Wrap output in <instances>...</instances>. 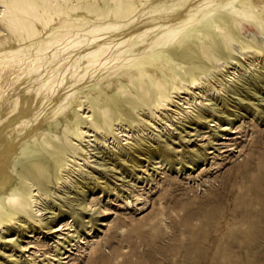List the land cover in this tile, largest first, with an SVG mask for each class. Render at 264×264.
<instances>
[{"label":"bare ground","instance_id":"obj_1","mask_svg":"<svg viewBox=\"0 0 264 264\" xmlns=\"http://www.w3.org/2000/svg\"><path fill=\"white\" fill-rule=\"evenodd\" d=\"M262 80L264 0H0V249H32L23 259L0 254V264H32L28 255L40 254L17 240L22 233L59 240L76 228L67 248L57 247L68 262L71 245L85 242L76 227L83 198L111 191L94 169L104 172L107 160L135 167L140 151L200 168L214 149L168 152L148 134L187 123L205 128L200 139L215 124L216 139L237 137L218 104ZM124 198L138 205L142 197ZM52 255L46 263L60 264Z\"/></svg>","mask_w":264,"mask_h":264},{"label":"rangeland","instance_id":"obj_2","mask_svg":"<svg viewBox=\"0 0 264 264\" xmlns=\"http://www.w3.org/2000/svg\"><path fill=\"white\" fill-rule=\"evenodd\" d=\"M256 84L257 89L254 92L257 93L249 91L251 93L247 92L245 95L243 89L241 93L231 95L226 105L222 101L218 104L225 110L223 115L230 113L228 117L237 130V137L216 139L219 132L218 125L215 124L207 127L209 130L203 132L205 136L200 139L201 136L196 133L205 128L196 126L193 129L190 128L192 124L189 126L187 123L183 133L179 131L182 125L176 123L170 127L168 133L163 129L162 132L154 131L152 136L151 132L148 134L152 146H163L168 142V145L163 146L168 152L180 153L184 147L183 151L188 147V150L197 147L202 151L214 149L212 153L206 154L204 161L198 160L199 163L203 162L199 165L200 168L197 169L196 165L187 168V163L178 154L176 158L160 161V158L148 159L140 151L134 154L139 163L135 167L128 166L131 171L120 165L115 166L110 160L106 161L104 166L108 167L106 166L104 172L94 169V175L99 174L98 181L106 180L111 191L105 193L96 190L83 198L86 202L83 210L86 216L82 222L89 227V234L85 235L87 230L83 225L76 226L78 230L84 231L85 242L71 245L72 249L67 251L68 262L264 264V80ZM126 163L129 164L130 161ZM180 165L182 171L177 169ZM124 192L128 195L130 193V196L133 193L140 195L142 198L137 200L138 205H129L124 198ZM59 198L56 203L60 202ZM78 207L82 209V205ZM102 221L104 224H100ZM73 228L74 226L71 227ZM62 232L63 238L59 240H54L51 236L55 234L48 232H37L35 236L34 232H25L22 233L23 237L16 238L24 244L29 242L39 246L36 254H40L28 255L30 259L27 260H32V264H45L48 257L52 260V254H56V258L60 257L57 259L60 264H66L68 262H62L64 258H61L60 250L67 248L64 245L68 238H76V228ZM59 246L60 250L57 248ZM17 249L18 247L3 248L0 249V254L7 259H23L32 250L24 253ZM37 260L39 261L36 263Z\"/></svg>","mask_w":264,"mask_h":264}]
</instances>
